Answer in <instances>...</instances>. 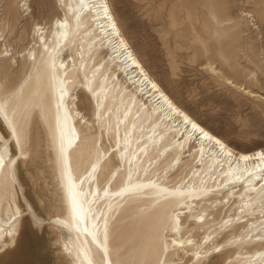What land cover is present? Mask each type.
I'll use <instances>...</instances> for the list:
<instances>
[{"label":"rangeland","instance_id":"1","mask_svg":"<svg viewBox=\"0 0 264 264\" xmlns=\"http://www.w3.org/2000/svg\"><path fill=\"white\" fill-rule=\"evenodd\" d=\"M110 4L132 50L174 102L233 148L264 149V0H110ZM65 14L62 0H0L7 38L6 44L0 42V129L6 133L0 139V156L7 163L10 158L11 174L15 170L10 231L18 227L8 252L10 264H71L67 256L71 234L59 222L67 208L51 107L48 100L41 107L26 92L33 81L29 56L36 42L33 28L39 24L48 28L55 17ZM94 33L77 36L75 42L72 38L64 52L74 82L70 93L81 113L74 119L79 133L72 156L75 179L83 181L95 161H101L98 181L92 180L85 195L97 187L94 194L104 195L106 190L107 195L134 179L170 189L194 187L198 175L186 160H167L160 151L144 155L136 175L129 174L127 157L141 152L143 140L122 144L133 135L118 124L125 107L109 106L94 95V71L106 68L110 76L117 70L99 40L87 44ZM113 80L118 90L127 88L122 97L135 90L119 71ZM138 197L120 203L111 220L117 244L112 250L114 264H141L143 256L144 264H198L168 257L171 227L163 226L159 209L148 197ZM221 201L217 208L216 204L206 208V215H211L208 224L197 231L202 245L198 252L205 257L202 264H249L264 248L259 223L241 218L246 215L243 209ZM14 203L25 215L19 217ZM174 211L186 226L195 224L187 210ZM182 235L196 236L194 231Z\"/></svg>","mask_w":264,"mask_h":264},{"label":"bare ground","instance_id":"2","mask_svg":"<svg viewBox=\"0 0 264 264\" xmlns=\"http://www.w3.org/2000/svg\"><path fill=\"white\" fill-rule=\"evenodd\" d=\"M62 1L66 7L65 17H55L48 28L40 24L33 28V38L36 42L29 52L33 81L26 92L28 91L27 97L31 101L37 100L38 104L44 107L45 101L48 100L51 107L61 165L60 178L67 208V215L59 222L63 230L71 234L72 243L67 248L70 263L114 264L112 250L117 248V244L112 227L114 222L111 220L118 205L133 196L148 197L152 206L159 209L163 226L171 227L166 237L169 242L168 249L171 251L168 257H174L178 262L189 259V262L195 260L196 263L202 264L205 257L202 252H198L202 245L197 239V231L208 224V217L211 215H206V208L209 205L213 207L214 204L217 208L222 199L227 200L226 206L229 208L237 205L238 209H243L246 215L241 218L251 217L259 223L256 226L259 229L258 237L264 244V159L260 158L264 149L233 148L174 102L132 50L115 17L110 0ZM89 25L90 28H87ZM90 30L95 33L87 40V44L90 46L99 40L98 45L106 49L111 63L117 68L110 76L106 75V68L94 71V95L109 106L114 104L118 109L125 107L118 124L132 131L133 135L122 144L128 145L129 142L143 140L141 152L137 150L127 157L131 170L129 174L133 177L136 175L144 155L148 157L150 152L160 151L166 153L167 160L172 159L180 163L186 160L195 176L198 175L195 180V186L198 187L190 188L188 185L186 188L170 189L134 179L119 191L109 190L107 195L106 190L104 195L94 194L99 191L98 187L95 190L90 189L89 196L85 195L92 180L98 181L97 169L101 161H95L90 168V175L83 181V178L75 179L72 156L74 148L77 147L75 139L79 133L74 119L81 113L70 93L74 82L69 75L71 63L65 58L64 52L71 44L72 38L75 42L77 36L82 37ZM6 41L0 16V42L6 44ZM5 52H9L7 48ZM117 71L121 72L127 83L135 89L123 97L127 88L121 87L118 90L119 84L113 80ZM245 90L252 96L257 95L248 89ZM193 124H196L197 128H193ZM205 132L208 133L207 137ZM4 134L6 133L0 129V139ZM216 140L224 147L221 148ZM12 164L14 165V161ZM12 173L10 158L7 163L0 156V264L12 262L8 252L16 242L15 236L18 233V227L10 231V184L15 179V170ZM222 203L223 201L220 205ZM14 206L19 217L25 215L17 203H14ZM200 206L205 207L201 213L198 212ZM39 207L42 208L41 203ZM176 209L187 210L189 216L195 218V224L186 226L181 217L174 216ZM28 210L36 217L30 204ZM211 220L213 223L217 221L215 216ZM193 231L196 236L182 235L183 232ZM257 257L249 261V264H264V248L257 253ZM146 260V256H143L141 264Z\"/></svg>","mask_w":264,"mask_h":264},{"label":"snow or ice","instance_id":"3","mask_svg":"<svg viewBox=\"0 0 264 264\" xmlns=\"http://www.w3.org/2000/svg\"><path fill=\"white\" fill-rule=\"evenodd\" d=\"M153 87H155V86H153ZM185 120H187V117H185ZM192 127H193V128H197V125H196V124H193ZM204 135L207 137V136H208V133L205 132ZM216 143H217V144H220L221 148L224 147V145L221 144V142H220L219 140H216ZM260 158L264 159V154H262ZM244 159H247V157H244Z\"/></svg>","mask_w":264,"mask_h":264}]
</instances>
